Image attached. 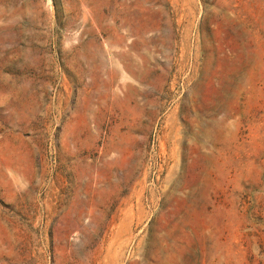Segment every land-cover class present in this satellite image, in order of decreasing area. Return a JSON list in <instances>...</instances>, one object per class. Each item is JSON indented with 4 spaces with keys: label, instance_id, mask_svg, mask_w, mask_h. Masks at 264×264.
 <instances>
[{
    "label": "rangeland",
    "instance_id": "rangeland-1",
    "mask_svg": "<svg viewBox=\"0 0 264 264\" xmlns=\"http://www.w3.org/2000/svg\"><path fill=\"white\" fill-rule=\"evenodd\" d=\"M0 264H264V0H0Z\"/></svg>",
    "mask_w": 264,
    "mask_h": 264
},
{
    "label": "bare ground",
    "instance_id": "bare-ground-1",
    "mask_svg": "<svg viewBox=\"0 0 264 264\" xmlns=\"http://www.w3.org/2000/svg\"><path fill=\"white\" fill-rule=\"evenodd\" d=\"M221 120H222L221 122H223V121H224V118L222 117ZM219 122H220V121H219Z\"/></svg>",
    "mask_w": 264,
    "mask_h": 264
}]
</instances>
